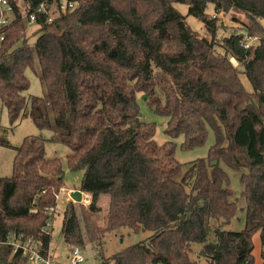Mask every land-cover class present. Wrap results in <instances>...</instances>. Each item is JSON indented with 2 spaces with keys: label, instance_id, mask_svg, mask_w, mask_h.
I'll list each match as a JSON object with an SVG mask.
<instances>
[{
  "label": "trees",
  "instance_id": "obj_1",
  "mask_svg": "<svg viewBox=\"0 0 264 264\" xmlns=\"http://www.w3.org/2000/svg\"><path fill=\"white\" fill-rule=\"evenodd\" d=\"M7 1L13 11L5 12L8 23L0 26V98L11 121L30 116L57 134L50 141L57 137L70 149L67 160L83 171L78 189L91 194L93 210L102 194L109 196L100 233L119 227L151 232L100 256L99 264H256L258 232L264 264V0ZM192 2L243 14L245 20L234 17L243 28L208 44L177 7ZM31 14L38 25L33 45L26 39ZM200 16L216 36L217 18ZM248 37H256L257 45L245 47ZM36 63L47 95L27 97L25 72ZM137 94L169 118L166 132L172 139L183 136L184 149L202 145L211 128L216 141L209 155L184 164L175 157L174 140L157 144ZM47 141L26 137L13 174L0 177V264L31 263L13 252L12 233L52 257L48 226L65 171L60 158L47 157ZM222 165L248 170L241 179L242 230L223 229L239 208ZM61 233L68 255L84 246L72 202Z\"/></svg>",
  "mask_w": 264,
  "mask_h": 264
},
{
  "label": "rangeland",
  "instance_id": "obj_2",
  "mask_svg": "<svg viewBox=\"0 0 264 264\" xmlns=\"http://www.w3.org/2000/svg\"><path fill=\"white\" fill-rule=\"evenodd\" d=\"M192 2L190 5L184 6V4H178V9L185 15L183 22L192 29L196 35L204 39L208 44L215 41H221L223 37H227L233 30L243 28L241 23H238L234 17L245 20V16L241 13L231 11L230 13L220 12L216 6L209 4H199ZM203 12L205 19L211 20L217 15L218 23H216L219 29L216 36L211 35L209 27L204 18L200 16ZM224 18V20L222 19ZM38 28L35 22L29 23L27 20L26 27V39L30 45H33L38 37V34L34 31ZM211 29V27H210ZM247 42L250 45H257L258 40L256 37H248ZM216 42V43H218ZM218 48V47H217ZM231 58V57H230ZM231 62L241 68L235 58H231ZM26 76L29 80V87L25 92L27 97L47 95V89L42 81L39 64L36 63L35 68H27ZM242 82L247 90H251V84L245 75H241ZM137 100L140 105V112L142 119L151 122L155 126L154 140L157 144L163 145L169 140H174L175 157L181 163H188L199 158H204L209 155L211 147L215 144L216 136L214 131L209 128L208 135L205 142L192 149H184L182 147L184 138L179 136L172 139L166 132L169 118L154 112L144 99V95L137 94ZM55 135L54 131L48 128H39L34 120L30 116L23 117L14 122L11 121L6 107L3 105L0 98V139L5 140L8 144H0V177H9L13 174V161L17 151V148L21 146L25 138L28 136H41L47 138L46 142V155L49 158H60L62 166L64 168L63 178V192L58 197L54 219L50 222L48 229L51 232V244L50 252L53 257L60 262V264H67V245L62 237V226L64 221V212L67 204L71 201L68 192L73 189H77L80 186V182L83 176L82 170H73L67 160V155L70 153V149L65 146L56 137L51 140ZM224 170L229 176V186L234 192L235 200L238 204V211L235 217H233L229 223L223 226L225 230H242L245 226V205L246 199L243 196V183L242 175L247 173L248 170H236L227 165H222ZM92 200L87 201L83 196V199L76 202L74 205L79 223L82 228L85 244L80 247L75 246V249L81 250V253L85 257V264H99L100 256L110 257L114 253L122 250L125 247L136 244L141 240L148 238L151 235L149 230L133 231L128 227H119L113 230H106L104 233H100L103 227L107 226L108 204L109 196L102 194L97 202L98 210H93L90 206ZM100 228V229H99ZM254 250L253 256L256 264H262L261 257V238L260 233H256L253 238ZM202 247L200 243H193V249L199 251ZM26 264H31L30 262Z\"/></svg>",
  "mask_w": 264,
  "mask_h": 264
},
{
  "label": "built area",
  "instance_id": "obj_3",
  "mask_svg": "<svg viewBox=\"0 0 264 264\" xmlns=\"http://www.w3.org/2000/svg\"><path fill=\"white\" fill-rule=\"evenodd\" d=\"M211 2L207 3L210 5ZM213 4V3H212ZM71 6V4H70ZM213 6H215L213 4ZM13 7L7 0H0V26H5L8 23V16L5 12H12ZM217 18V15L215 16ZM222 19V18H221ZM36 20L35 14H31L29 18V23ZM224 20V18L222 19ZM218 23V18H217ZM5 38L4 32L0 31V42ZM251 46L248 42L245 43V47ZM84 197L89 201L92 197L91 194L85 193ZM54 208H49V211H53ZM8 243L13 246V252L21 251L24 255L28 256L32 264H59L56 259H53L51 256L45 257L39 253V246L35 244L31 239L22 240L17 237L14 233L8 235ZM85 258L83 254L78 250H72L68 255V264H84Z\"/></svg>",
  "mask_w": 264,
  "mask_h": 264
},
{
  "label": "water",
  "instance_id": "obj_4",
  "mask_svg": "<svg viewBox=\"0 0 264 264\" xmlns=\"http://www.w3.org/2000/svg\"><path fill=\"white\" fill-rule=\"evenodd\" d=\"M71 198L75 201H80L82 198V190H74L71 194H70Z\"/></svg>",
  "mask_w": 264,
  "mask_h": 264
},
{
  "label": "crops",
  "instance_id": "obj_5",
  "mask_svg": "<svg viewBox=\"0 0 264 264\" xmlns=\"http://www.w3.org/2000/svg\"><path fill=\"white\" fill-rule=\"evenodd\" d=\"M78 189V188H77ZM77 189H73V190H70L69 192H68V194H69V196H70V194L74 191V190H77ZM64 190L62 189V192H63ZM84 192L82 191V198H81V200L83 199V196H84ZM70 199H71V201L70 202H72L73 204H75L76 202H79V201H75V200H73L72 198H71V196H70ZM68 249H67V251L69 252V247H67ZM68 252H67V254H66V256L68 255ZM50 254H51V252H50ZM52 255V254H51ZM52 257H53V255H52ZM54 258V257H53Z\"/></svg>",
  "mask_w": 264,
  "mask_h": 264
}]
</instances>
